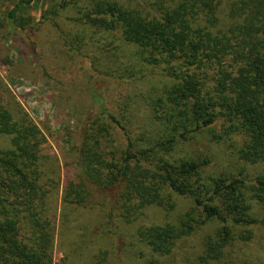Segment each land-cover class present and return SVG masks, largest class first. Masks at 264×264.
Wrapping results in <instances>:
<instances>
[{"label":"trees","instance_id":"1","mask_svg":"<svg viewBox=\"0 0 264 264\" xmlns=\"http://www.w3.org/2000/svg\"><path fill=\"white\" fill-rule=\"evenodd\" d=\"M33 2L42 0H0V37L47 23L67 56L89 60L94 73L132 94L119 117L102 107L88 119L75 175L61 186L58 159L42 153L47 135L0 78V264H73L68 255L53 259L58 203L66 227L67 212L92 201L110 213L119 205L128 224L148 207L170 212L173 196L187 199L190 208L177 225L137 230L149 252L143 264H161L204 224L215 223V234L193 264L219 262L233 241H250L247 228L264 223L250 212L253 202L264 211V173L253 180L243 172L206 176L208 159L172 154L206 131L226 140L239 160L264 165V0H51L36 23L22 11ZM69 5L75 15L64 18V30L61 10ZM116 31L120 37L112 40ZM153 78L162 92L136 95L140 82ZM137 102L142 124L129 114ZM112 128L125 139L120 150Z\"/></svg>","mask_w":264,"mask_h":264},{"label":"rangeland","instance_id":"2","mask_svg":"<svg viewBox=\"0 0 264 264\" xmlns=\"http://www.w3.org/2000/svg\"><path fill=\"white\" fill-rule=\"evenodd\" d=\"M48 1L51 0L33 2L22 11H27L29 18L36 23L47 9ZM61 11L63 28L67 30L69 28L64 18L74 16L75 11L71 5ZM109 37L112 40L119 38L120 31ZM57 40L47 23L39 27L38 31H18L9 39L0 37V78L24 112L47 135L42 153L58 159L62 186L66 177L75 175L73 160L76 159V149L80 145L88 119L90 118V123L98 116L102 107L119 117L120 111L129 103L132 91L127 92L126 87L94 73L89 60L72 53H69L71 57L67 56L66 48ZM6 60L10 65L4 63ZM121 60L128 62L126 57ZM163 89L160 80L153 78L140 82L135 92L136 95H148L153 90L161 93ZM142 106L143 103L137 102L129 108L135 124H142L144 120ZM153 129L156 130V127ZM112 130L113 146L120 150L125 145V139L118 128ZM154 137L151 135V138ZM204 158L209 160L204 169L206 176H236L243 172L247 179L253 180L264 173V165H251L239 160L234 148L226 140H213L206 131L195 135L190 141L179 143L172 154L173 160ZM95 200L99 202L101 199L95 196ZM107 200L109 198L106 202ZM172 200L175 207L170 212L148 207L128 224L121 218L123 210L119 205L110 213V207L106 205L101 208L92 201L85 208L67 212L66 227L61 226L58 203L54 262H59L68 255L69 263L73 264H143L149 257V252L138 242L137 230L165 223L177 225L190 208L187 199L173 196ZM251 206V214L261 222L264 218L262 207L254 202ZM215 226V223H210L196 227L191 235L179 240L172 254L161 258L160 263H198V256L203 254L207 239L214 237ZM247 230L251 232L250 241H233L224 249V259L212 264L263 263L264 223H258Z\"/></svg>","mask_w":264,"mask_h":264}]
</instances>
